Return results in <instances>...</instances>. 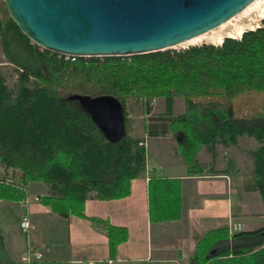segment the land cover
Here are the masks:
<instances>
[{"label":"trees","instance_id":"16d2710c","mask_svg":"<svg viewBox=\"0 0 264 264\" xmlns=\"http://www.w3.org/2000/svg\"><path fill=\"white\" fill-rule=\"evenodd\" d=\"M0 48L17 73L9 84L0 66V166L14 179H0V199L21 201L28 183L41 181L50 189L40 196L42 203L64 216H85L88 198L112 200L131 193L132 181L147 170V146L140 143L145 134L170 133L189 175L224 173L200 164L204 150L237 144L242 136L256 139L244 188L258 190L264 200V18L220 44L129 56H66L30 40L0 0ZM101 94L116 96L124 106L126 135L116 142L76 99ZM155 96L165 98L166 114L145 118L139 135L128 99L141 102L149 114ZM179 97L184 110L174 114ZM228 165L235 168L234 160ZM10 168L21 171L18 179ZM179 182L150 177L152 221L180 217ZM107 235L113 253L128 230L108 225ZM225 263L264 264V227L232 234L228 226L211 229L188 257V264Z\"/></svg>","mask_w":264,"mask_h":264},{"label":"crops","instance_id":"0c3cea01","mask_svg":"<svg viewBox=\"0 0 264 264\" xmlns=\"http://www.w3.org/2000/svg\"><path fill=\"white\" fill-rule=\"evenodd\" d=\"M156 102L158 110L152 113L165 115V98ZM175 103L176 99L173 113L178 114ZM144 137L156 140L158 152L156 160L147 157L148 168L138 177L140 182L134 179L131 193L124 198H88L85 216H64L34 200L35 194L50 192L43 182L28 183V205L22 200L0 199V264H188L196 242L211 229L229 226L230 221L242 222L243 230L264 227L261 193L244 188L252 169L249 151L259 145L256 139L242 136L237 144H218L200 155V164L224 173L189 175L172 134ZM229 160H234L235 168L228 165ZM152 175L180 179L178 219H150L148 183ZM23 215L30 221L28 233L21 227ZM108 225L128 230L127 240L113 253ZM29 248L41 251L42 258L26 261L23 255Z\"/></svg>","mask_w":264,"mask_h":264},{"label":"water","instance_id":"95a60500","mask_svg":"<svg viewBox=\"0 0 264 264\" xmlns=\"http://www.w3.org/2000/svg\"><path fill=\"white\" fill-rule=\"evenodd\" d=\"M3 1L23 34L42 48L69 56H126L169 49L217 27L255 0ZM76 99L110 141L126 135L124 106L116 96Z\"/></svg>","mask_w":264,"mask_h":264},{"label":"rangeland","instance_id":"374dc122","mask_svg":"<svg viewBox=\"0 0 264 264\" xmlns=\"http://www.w3.org/2000/svg\"><path fill=\"white\" fill-rule=\"evenodd\" d=\"M264 18V17H263ZM262 17L261 18H259V20H258V26L261 24V22H262V19H263ZM245 30H248L247 28L245 29ZM244 30V31H245ZM242 35V34H241ZM237 37V36H236ZM184 48V47H183ZM170 49H175V50H178V49H181V47H179V48H173V47H171ZM126 56H129V55H126ZM0 66H1V69H2V71H3V73L6 75V77H7V80H8V83L9 84H12L13 83V81L15 80V78H16V76H17V73H16V69H15V67H14V65H12V64H9L8 62H6V58H5V56H4V54H3V52H2V50H1V48H0ZM158 98H163V97H160V96H155L153 99H152V101H151V103H152V105H153V109H155V111L156 110H158V103L156 102V100L158 99ZM157 103V104H156ZM163 103V101L161 100V104ZM184 105V101H183V98H181V97H179V98H176V103H175V105H174V109H176V113H181L183 110L182 109H184L183 106ZM153 109H152V111H153ZM128 110H129V116H130V118L133 120V122H134V128L135 129H137V134H139V135H142V131H140V128H141V124L143 123V121H145V118L147 119H149V118H152L153 116H156V115H154V114H157V113H149V114H147V113H145L144 111H143V107H142V104H141V102H138V101H136V100H134V99H128ZM152 114V115H151ZM142 129V128H141ZM247 137H249V136H247ZM252 138V137H251ZM143 140H146V137H144V139ZM147 142V154H148V156L147 157H149V159H150V161H153V160H156V158H155V154L157 155V152H158V148L155 146L156 145V140L155 139H151V138H149V140L148 141H146ZM241 146H244V144H242ZM208 150V149H207ZM204 151H206V150H204ZM203 151V152H204ZM202 152V153H203ZM202 153H200V155L202 154ZM207 153V152H206ZM173 154V153H172ZM171 154V155H172ZM173 156V155H172ZM200 157V156H199ZM202 165V164H201ZM203 166H205V165H203ZM3 168V167H2ZM146 168H148L147 167V165H146ZM8 170H11L12 172V174H13V176L16 178V179H18L19 177L18 176H20L21 175V171H16V170H14V168H12V169H8ZM6 171V169L5 168H3V172L2 171H0V176H3L4 175V172ZM138 180H139V178L138 179H136V181H135V183H137L138 182ZM18 181V180H17ZM34 182H41V181H34ZM139 182H140V180H139ZM44 183V182H43ZM31 191H32V189H31V187H29V193L31 194ZM49 193V192H48ZM48 193H46V194H48ZM35 196H38V199H36L35 198ZM41 195L40 194H35L34 195V200H36V201H41V197H40ZM25 199H27L28 200V203H29V199H28V195H27V197L26 198H24L23 200H25ZM22 200V201H23ZM28 217V216H27ZM22 218H23V216H22ZM21 218V219H22ZM29 219V218H28ZM230 222H237V221H230ZM230 222H229V225H230ZM240 223H242V222H240ZM243 224V223H242ZM243 226H244V224H243ZM228 228H229V232H230V234H232V233H236V232H239V231H243V228L241 229V230H239V231H231V229H230V227L228 226ZM25 231V230H24ZM29 232V231H28ZM27 232V233H28ZM230 241H229V243L232 245L233 243H234V239H232V238H230L229 239ZM27 252V251H26ZM25 252V253H26Z\"/></svg>","mask_w":264,"mask_h":264},{"label":"bare ground","instance_id":"6f19581e","mask_svg":"<svg viewBox=\"0 0 264 264\" xmlns=\"http://www.w3.org/2000/svg\"><path fill=\"white\" fill-rule=\"evenodd\" d=\"M261 17H264V0H255L244 10L217 27L186 41L180 42L172 47L185 48L190 45L201 44L204 42L220 44L224 37H240L246 28L253 29L257 27L258 20ZM229 255L232 256V254Z\"/></svg>","mask_w":264,"mask_h":264},{"label":"built area","instance_id":"2783aa9c","mask_svg":"<svg viewBox=\"0 0 264 264\" xmlns=\"http://www.w3.org/2000/svg\"><path fill=\"white\" fill-rule=\"evenodd\" d=\"M66 56H69V55H66ZM140 143L144 144V145H147L146 140H144V141H142ZM0 171L3 172V168L1 166H0ZM0 179H4V181L14 183V179L11 178V176H6L5 174L3 176H0ZM35 198L38 199V196H35ZM23 202L25 203V205H28V200L27 199L23 200ZM21 227L26 232H28V230L30 228V221H29L27 215H23V218L21 219ZM229 227H230L231 231H239V230H241L243 228V224L240 223V222H230ZM42 256H43V254H42L41 251L35 250L33 248H29L27 250V252L23 255V258L26 261L31 262L34 259H41ZM225 264H227V263H225Z\"/></svg>","mask_w":264,"mask_h":264}]
</instances>
